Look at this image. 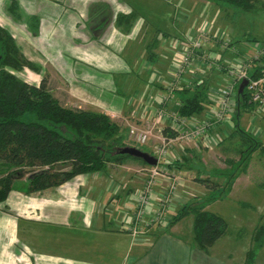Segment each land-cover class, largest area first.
<instances>
[{
	"label": "crops",
	"instance_id": "1",
	"mask_svg": "<svg viewBox=\"0 0 264 264\" xmlns=\"http://www.w3.org/2000/svg\"><path fill=\"white\" fill-rule=\"evenodd\" d=\"M13 1L19 5L21 20L8 12ZM134 1L0 0V25L11 32L25 56L41 67V75L32 72L33 84L39 85L44 73H49L51 80L52 74L59 75L75 97L84 98V102L110 116L123 115L124 125L128 127L123 134L126 142L130 143V126L151 129L153 135L147 150L154 153L159 144L156 141L161 137V132L155 131L160 125L171 123L156 117L148 107L149 101L154 98V107L178 112L195 87L206 84L205 111L195 116L205 120L216 110L219 94L226 87L228 77L224 65L240 55L243 44L229 41V47L225 48L221 31L208 23L205 29L210 26L214 33L211 38L218 39L221 45H206L194 57L191 68L171 87L175 68L182 63L185 48L190 44L189 40L180 39H188L195 23L183 24L180 31L176 26L177 10L170 2H157L160 11L153 13V8L140 5L143 1ZM149 3L153 4L151 0ZM176 6L192 13L202 10V5L193 0H182ZM32 17L40 21L38 33L28 26L27 21ZM197 25L199 29L203 21ZM211 48H217L229 58L220 61L210 58ZM66 57L70 60H65ZM54 58L64 62L63 69L53 63ZM72 62L75 67L86 68V72L94 70L113 75L111 80L121 91L117 92L122 97L117 98L118 105L113 108L92 95V89L101 91L97 82L102 87L108 83L100 77H88L84 71L75 69L78 76L73 77V83L67 81L66 73L74 71ZM162 95L168 97L165 103L160 98ZM253 115L251 111L238 119V111L213 129L212 138L219 140V144L212 149L177 145V151L191 164L182 171L168 169L181 176L178 194L168 212L169 221L188 202L209 193L194 178H207L214 168L195 167L193 160L202 162L205 155L232 154H227L234 144L229 139L238 126L264 145V116ZM136 163L109 164L101 172L81 175L59 187L34 194L16 187L7 201L0 204V264H264V245L252 259L248 256L253 232L264 218V188L261 187L264 156L261 153L253 155L247 173L237 179L227 197L208 205V210L227 221L228 233L206 250L195 244L193 216L172 226H155L148 232L149 241L134 243L128 227L133 223L137 193L146 182L148 167ZM130 170L136 174L128 173ZM191 172L194 173L190 177ZM167 186L168 180H162L156 187L154 201Z\"/></svg>",
	"mask_w": 264,
	"mask_h": 264
},
{
	"label": "trees",
	"instance_id": "2",
	"mask_svg": "<svg viewBox=\"0 0 264 264\" xmlns=\"http://www.w3.org/2000/svg\"><path fill=\"white\" fill-rule=\"evenodd\" d=\"M211 1L243 10L253 9L255 2ZM8 12L21 20L16 1L8 7ZM27 22L30 29L38 33L39 19L32 17ZM252 65V76L258 78L262 72L260 63L255 61ZM26 69L39 75L42 73L41 67L25 56L11 32L0 25V204L7 201L17 181H25L27 194H34L59 187L81 175L101 172L109 164L120 165L131 159L148 166L142 160L121 153L125 148L135 146L127 144L121 125L110 115L63 105L50 88L49 75H44L39 85L30 84L18 76ZM207 92L206 84H198L192 95L179 106L178 114L191 118L204 113ZM238 105V119L254 109L245 90L239 96ZM162 133L167 138L177 135L169 127H165ZM229 140L234 144L227 153L232 154L225 156V167L209 171L207 178H194V182L209 191V198L196 197L170 220L169 226H172L193 216L194 241L203 250L228 233L227 221L208 210V205L230 194L237 179L247 173L255 153L264 156V145L241 126L235 129ZM135 148L145 152L137 146ZM190 164L189 159L182 158L168 167L182 171ZM261 187L264 188V183ZM263 245L264 218L253 232L249 258L252 259Z\"/></svg>",
	"mask_w": 264,
	"mask_h": 264
},
{
	"label": "built area",
	"instance_id": "3",
	"mask_svg": "<svg viewBox=\"0 0 264 264\" xmlns=\"http://www.w3.org/2000/svg\"><path fill=\"white\" fill-rule=\"evenodd\" d=\"M206 22L196 30L195 38L190 42L182 58V63L175 68L174 80L169 84L171 87L174 81L181 77L191 68L194 57L201 52L209 43L212 35V28L205 29ZM223 46L229 47V41L220 37ZM255 54L247 59L249 49L244 48L240 55L226 63L228 81L226 87L221 90L217 99V108L210 112V116L205 120L198 117L184 118L178 112H170L160 107H154V98L149 101L148 107L155 112L156 117L162 122L171 123L170 128L177 134L175 138H167L161 132L159 144L155 150V157L158 159L157 166H148L145 170L146 182L143 188L137 193L136 208L134 220L128 231L132 235L135 244L149 241L148 232L155 226H168V212L173 206V200L178 194L181 176L170 172L168 164L180 162L182 154L177 151V145L195 146L198 150L200 147L212 149L219 144V140L212 138L213 129L223 124L229 116H234L238 110L239 88L244 81H248L245 88L249 101L254 105L255 117L264 116V48L255 44ZM258 61L262 72L258 78H254L252 63ZM209 62H214L210 60ZM165 103L168 100L166 95L160 97ZM154 114V113H153ZM153 135L151 129H142L138 126H130L128 138L129 141L137 146L142 147L149 143ZM162 180H168V186L163 193L153 200L158 187Z\"/></svg>",
	"mask_w": 264,
	"mask_h": 264
},
{
	"label": "rangeland",
	"instance_id": "4",
	"mask_svg": "<svg viewBox=\"0 0 264 264\" xmlns=\"http://www.w3.org/2000/svg\"><path fill=\"white\" fill-rule=\"evenodd\" d=\"M133 2H135L134 0H132ZM136 1H143L144 4L141 2V6L144 8L145 6H147L148 8H153L151 12L153 13H157L160 11V4H166L167 2L171 3V6L174 7L177 11H176V26L178 28V30L181 31V26H183V24H194L193 28L195 26L194 29H192V33L188 35V39L187 38H182L180 39L181 41H185V40H189V42H191L196 34V26L197 22L200 25V20L204 22L211 23L213 26L216 27V30H220L221 36H224L225 38L228 39V41H234V42H239L240 44H243V49L244 46L245 47H249V52L248 55L249 57H247V59H249L250 57L253 56V54H255V44L261 46L264 48V0H255L254 2V8L253 9H239L236 8L234 6H230L224 3H217V2H213L211 0H193V2H195L196 4H201L202 5V10L201 12H194L192 13V11H187V10H183L181 7H178L176 5H180L182 0H151L153 4H150L149 1L150 0H136ZM146 1V2H145ZM157 2H160V4H158ZM174 2V3H172ZM158 5V6H155ZM215 27L213 28V31H215ZM183 30V28H182ZM213 33V32H212ZM214 34V33H213ZM216 34V33H215ZM179 37V34L177 35ZM191 36V37H190ZM220 36V37H221ZM209 39V43H211L214 46H219L221 45V43H218V39ZM179 40V39H177ZM250 40H256V42L250 41ZM208 43V44H209ZM207 44V45H208ZM210 58L215 59V60H222L225 59V57L228 59L229 55L223 56L221 54L220 51H218L217 48H211L210 50ZM55 59V58H54ZM65 60H70L69 58L66 57ZM53 63H55L57 65V67H60V69H63L62 66H64V62L62 61H56L52 60ZM75 62L71 63V68L74 70L72 73L67 72L66 73V77H67V81L72 82V79L76 78L78 76L77 73H75V69L78 72H82L84 71V73L88 76V77H100L102 79V82L105 83V80L108 81L107 85L105 87H102L98 84L97 82V87L101 90L100 92H94V90L92 89V95H94L95 97L99 98L100 102L102 103H108L109 105H111V107L114 108V106H117V98L121 99L122 97H119V95H117V92H121L119 90V88L116 87V82H114L113 80H111V77L113 75L108 74V73H100L94 70H89L88 68V72H86V68L83 69L84 67L81 66V68L79 66L75 67L74 64ZM71 70V69H70ZM44 75H49V80H50V88L53 91L54 96L65 106L70 107V108H75V109H83V110H89V111H97V112H102L101 109H96L95 107H93V105H90V103H88V101L84 102V98L82 97H75V95H73L71 92V89L68 88L69 85H67V83H65V81L63 79H60L59 75L57 74H52L53 80H51L50 74L49 73H44ZM43 75V76H44ZM18 76L20 79H22L23 81H26L30 84L32 83V71L29 69L24 70L23 72L18 73ZM74 77V78H73ZM198 80V79H196ZM86 87H88L86 85ZM105 88V89H104ZM103 89V90H102ZM98 90V89H97ZM121 101V100H120ZM111 118L114 119L116 122H118L121 127H122V134H124L125 132L128 131V127L126 125H124V119H123V115L115 116L114 114H111ZM245 127V125H243ZM167 128L170 126H167V124H163L160 125V128L157 129L155 132H157L156 134H158L159 132H162L164 130V128ZM129 133V132H128ZM153 141V140H152ZM156 143L158 144L159 142L156 141ZM127 144H129L130 146H133L135 144L133 143H129L127 142ZM152 144L154 145V143L152 142ZM147 145L139 147L142 150H144L146 153L148 152V154H150L151 156L155 157V152L151 153L147 150ZM205 155V154H204ZM208 155V153H207ZM226 159L225 155L224 156H219L214 154V156H210L207 157L206 155L204 156V159L202 162H198L193 160V165L196 166H207L208 168H218V167H225L224 165V160ZM127 162H135L134 160H127ZM131 164V163H130ZM138 164L140 167H142V163L138 162L136 163ZM132 165V164H131ZM193 171V170H192ZM130 174H134L135 171H127ZM191 172L190 177L192 176ZM136 174V173H135ZM259 175V173H258ZM22 187V188H26L25 186H27V184L25 183V181H17L16 183V187ZM195 195V194H193ZM208 195V196H207ZM206 195V197L201 196L204 200V198H209V193ZM206 200V199H205ZM21 257H19L18 259L20 260ZM21 262V261H19ZM19 264V263H18ZM23 264V263H20Z\"/></svg>",
	"mask_w": 264,
	"mask_h": 264
},
{
	"label": "water",
	"instance_id": "5",
	"mask_svg": "<svg viewBox=\"0 0 264 264\" xmlns=\"http://www.w3.org/2000/svg\"><path fill=\"white\" fill-rule=\"evenodd\" d=\"M248 85V81H244L240 88H239V94L242 95L244 93L245 88ZM124 155H128L134 158H137L139 160H142L145 162L148 166H157L158 165V159L154 156H151L150 154L143 152L135 147L125 148L121 152Z\"/></svg>",
	"mask_w": 264,
	"mask_h": 264
}]
</instances>
